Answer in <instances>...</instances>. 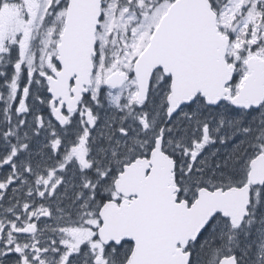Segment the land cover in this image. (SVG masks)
<instances>
[{
  "label": "flooded vegetation",
  "instance_id": "1",
  "mask_svg": "<svg viewBox=\"0 0 264 264\" xmlns=\"http://www.w3.org/2000/svg\"><path fill=\"white\" fill-rule=\"evenodd\" d=\"M68 4L67 0H0V264H127L134 244H104L99 237L101 213L108 205L121 208L135 200L124 195L134 193L137 184L123 176L132 165L145 160L149 163L161 138L163 151L175 163L180 196L189 194L190 182L198 186L196 194L204 188L228 190L247 183L239 173L231 172L229 180L214 178L218 182L223 178L221 184L198 185L194 176L202 167L181 155L183 148L174 154L167 145L166 128H155L150 119H142L140 138L155 130L157 134L148 145L140 146V152L130 153L124 145L113 142L111 132L119 126L129 128L130 122H135L134 129L122 135L128 136L141 125V120L122 119L98 104L97 96L119 90L106 86L98 92L89 90L75 112H69L62 100H55L49 93L50 80L61 70L58 47L66 29ZM159 79L161 74L155 77L150 98ZM148 105L149 101L139 105V110ZM174 122L176 119L167 120V125ZM154 168L148 164L141 177L146 179ZM218 168L227 171L225 165ZM262 190L256 188L253 193L249 218L240 227H232V241L219 235L223 222L215 221L196 243L184 249L183 254H191L190 264L214 236L223 246L221 260L261 264ZM88 211L96 212L98 227L77 220L79 214ZM87 227L92 230L91 238L76 247L75 235L79 237L80 230ZM119 252L124 255L120 261H113Z\"/></svg>",
  "mask_w": 264,
  "mask_h": 264
},
{
  "label": "water",
  "instance_id": "2",
  "mask_svg": "<svg viewBox=\"0 0 264 264\" xmlns=\"http://www.w3.org/2000/svg\"><path fill=\"white\" fill-rule=\"evenodd\" d=\"M101 15V0H70L67 30L59 48V61L63 65L59 78L64 82L65 99L78 72L87 77L77 92L89 81ZM217 20L209 0H179L171 7L136 65L140 102L148 94L153 74L160 69L172 77L170 117L200 95L210 106L228 101L237 109L250 111L264 104V60L259 57L248 60L244 86L232 99L227 88L236 72L227 63L231 40L220 33ZM124 81V75L116 74L109 84L120 87ZM72 102L75 106V100ZM142 164L146 168L152 164L155 168L138 191L139 200L119 210L112 204V210L102 213L105 226L100 236L104 243L121 244L126 240L135 243L128 264H188L189 260L176 247L196 241L219 214L238 226L250 204V185L264 184V156H260L252 163L248 186L227 192L201 191L190 207L187 202H177L178 196L172 190L173 162L162 153L160 144L151 162ZM138 170V165L133 166L124 178L131 180ZM222 264L231 263L226 260Z\"/></svg>",
  "mask_w": 264,
  "mask_h": 264
},
{
  "label": "rangeland",
  "instance_id": "3",
  "mask_svg": "<svg viewBox=\"0 0 264 264\" xmlns=\"http://www.w3.org/2000/svg\"><path fill=\"white\" fill-rule=\"evenodd\" d=\"M173 1L105 0L106 11L100 33L101 56L97 65L100 69L97 78L101 83L96 92L105 88L106 78L114 72H124L129 76L133 74L134 63L148 46L154 31ZM214 1L217 2L220 11L219 27L232 39L229 53L231 63L238 67V77L231 86V90L236 94L243 87L248 76L247 60L254 56L264 59V0ZM122 91L111 92L109 90L103 97L97 96L98 104H104L112 110L114 115L117 113L121 115L122 119L132 117L137 121L141 120V125L136 133L128 136L122 135H125L124 131L129 132L130 129H134L135 122H130V129L121 125L111 132V140L124 145L130 153L140 152V146L148 145L157 134L155 130L140 138L144 126L142 119H150L155 128H166L167 145L174 154L178 153L179 148H183L180 154L186 158L190 157L195 160L196 165L202 167L199 169L201 173L194 176L198 185L202 182L221 184L219 182H223V178L230 179L231 172L234 175L239 173L241 180L245 181L251 162L257 156L264 154V108L251 113L238 112L227 105L216 110H207L205 103L200 100L192 109L193 111L182 112L176 117V122L169 127L167 125V98L170 89L163 76L162 79L157 80L149 105L144 110H139L137 85L133 76L129 80L128 87ZM183 122H187L186 125L182 126ZM224 142L227 143L225 147L222 146L224 144L221 145ZM128 145L129 148H127ZM218 146L222 149L221 153H226L222 158L218 155L220 149ZM221 165H225L226 172L219 170L218 167ZM189 173L188 170L187 174ZM215 177L223 178H219L218 182L214 181ZM197 187L190 182L191 197L196 195ZM261 198L264 211V194ZM77 220L85 226L87 224L96 227L100 225L94 211L79 214ZM262 224L264 225V218ZM221 230L219 235H222L226 241L233 240V228L230 223H223ZM78 236L75 235L76 247H80L84 241L91 238V228H83ZM217 239L215 236L208 238L198 252L196 260L194 259V264L219 263L223 256V246L215 242ZM221 244H223L222 241ZM94 247L97 249L98 244ZM262 250L264 251V244ZM89 254L86 253V256ZM96 254L98 255V252ZM123 255L124 252L113 255V261H120ZM259 255H264V253L260 252ZM261 264H264V260Z\"/></svg>",
  "mask_w": 264,
  "mask_h": 264
}]
</instances>
